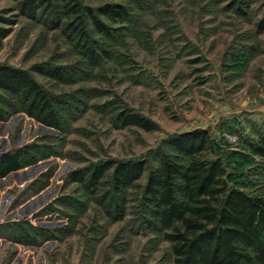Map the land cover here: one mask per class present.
<instances>
[{"label":"rangeland","instance_id":"obj_1","mask_svg":"<svg viewBox=\"0 0 264 264\" xmlns=\"http://www.w3.org/2000/svg\"><path fill=\"white\" fill-rule=\"evenodd\" d=\"M79 1L127 9L123 19L98 15L109 36L85 19L95 61L70 31L0 0V26L10 28L0 63L28 71L63 121L57 129L22 111L0 121V152L28 145L33 156L0 179V264H172L169 243L142 221L147 171L121 193L68 175L105 160L145 159L154 168L170 135L204 129L228 184L264 197V158L253 151L264 136V0ZM36 66L59 69L63 80ZM1 99L10 101L0 90ZM125 110L152 129L121 127L116 115ZM118 201L125 215L116 220Z\"/></svg>","mask_w":264,"mask_h":264},{"label":"trees","instance_id":"obj_2","mask_svg":"<svg viewBox=\"0 0 264 264\" xmlns=\"http://www.w3.org/2000/svg\"><path fill=\"white\" fill-rule=\"evenodd\" d=\"M13 1L19 15L63 33L70 31L67 37L74 39L93 61L98 52L96 42L88 35L85 19L98 33L109 36L110 28L98 15L113 19L127 15L126 7L117 3L92 9L79 0ZM257 27L258 31L264 30V17ZM9 32V27L0 26V45ZM35 70L63 80V73L57 68L36 66ZM0 90L10 97V101L0 100V121L13 111H22L46 126L63 127L57 107L28 71L0 63ZM116 119L121 127L136 126L147 131L153 127L146 117L127 110L119 112ZM165 144L168 150L159 153L154 168L147 170L145 159L105 160L73 170L68 177L90 187L104 181L115 193H121L147 171L140 196L142 221L169 243L172 264L263 263L264 197L228 184L222 159L213 155V142L206 130L170 135ZM29 150L28 145H23L1 151L0 179L32 162ZM253 151L264 158V136ZM208 154L212 156L206 157ZM114 203L112 215L116 220L122 219L124 205Z\"/></svg>","mask_w":264,"mask_h":264},{"label":"crops","instance_id":"obj_3","mask_svg":"<svg viewBox=\"0 0 264 264\" xmlns=\"http://www.w3.org/2000/svg\"><path fill=\"white\" fill-rule=\"evenodd\" d=\"M14 172H15V171H14ZM11 173H12V172H11ZM11 173H10V174H11ZM7 176H8V175H7ZM7 176H6V177H7ZM3 178H5V177H3Z\"/></svg>","mask_w":264,"mask_h":264}]
</instances>
